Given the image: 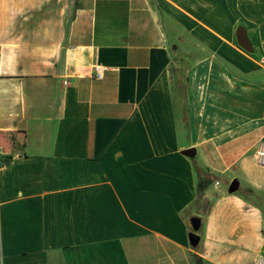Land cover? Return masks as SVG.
Returning a JSON list of instances; mask_svg holds the SVG:
<instances>
[{"label":"crops","instance_id":"crops-1","mask_svg":"<svg viewBox=\"0 0 264 264\" xmlns=\"http://www.w3.org/2000/svg\"><path fill=\"white\" fill-rule=\"evenodd\" d=\"M209 1L0 0V264L264 255V0L252 53Z\"/></svg>","mask_w":264,"mask_h":264},{"label":"rangeland","instance_id":"rangeland-1","mask_svg":"<svg viewBox=\"0 0 264 264\" xmlns=\"http://www.w3.org/2000/svg\"><path fill=\"white\" fill-rule=\"evenodd\" d=\"M229 1V2H228ZM231 0H223V10L222 13H220L221 9L218 8V11L216 12L214 8V2L209 1V7L207 10H204V15L207 17L209 21H211L208 24L209 33L216 32L221 33V36L225 41L230 42L228 37H230L234 42L235 40V30L238 26H243L247 29L248 35L251 38V0H234V2H231L234 4V11H232V8L229 6ZM220 2V0H219ZM253 8L257 9L258 4H253ZM250 18V19H249ZM218 20V24L213 23L214 21ZM256 47V45H255ZM255 55L258 54V49L256 48V51L254 53ZM185 74V73H184ZM187 76L188 80V75ZM183 77L180 78L182 80ZM188 83H186L187 85ZM189 85V84H188ZM216 180L219 182V187L221 189H227V186L229 184V180L216 175ZM201 234V231L198 233ZM197 235V233H196Z\"/></svg>","mask_w":264,"mask_h":264},{"label":"water","instance_id":"water-1","mask_svg":"<svg viewBox=\"0 0 264 264\" xmlns=\"http://www.w3.org/2000/svg\"><path fill=\"white\" fill-rule=\"evenodd\" d=\"M235 38H236V43L237 45L243 49L244 51L248 52V53H252L253 52V48L251 45V41L247 35V31L243 26H239L237 27L236 31H235ZM193 153L192 150H187L185 151V154L187 155H191ZM237 189V183L233 182L230 187H229V191L233 192ZM191 223V227H192V232L189 235L190 241L193 245H195L198 240L199 237L198 235H196L197 231L200 228V219L197 217H193L190 220Z\"/></svg>","mask_w":264,"mask_h":264},{"label":"built area","instance_id":"built-area-1","mask_svg":"<svg viewBox=\"0 0 264 264\" xmlns=\"http://www.w3.org/2000/svg\"><path fill=\"white\" fill-rule=\"evenodd\" d=\"M107 71V67L101 65H95L93 67V77L100 78ZM258 162L264 165V149L257 152ZM218 184V183H217ZM251 264H264V255H259Z\"/></svg>","mask_w":264,"mask_h":264},{"label":"trees","instance_id":"trees-1","mask_svg":"<svg viewBox=\"0 0 264 264\" xmlns=\"http://www.w3.org/2000/svg\"><path fill=\"white\" fill-rule=\"evenodd\" d=\"M194 264H205V263H203V261L200 259V258H198V257H194Z\"/></svg>","mask_w":264,"mask_h":264}]
</instances>
